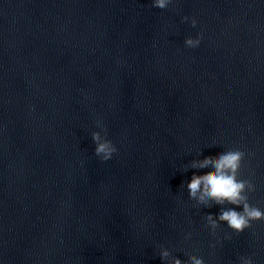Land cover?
<instances>
[{"label": "clouds", "instance_id": "9594fccd", "mask_svg": "<svg viewBox=\"0 0 264 264\" xmlns=\"http://www.w3.org/2000/svg\"><path fill=\"white\" fill-rule=\"evenodd\" d=\"M172 0H151V6L156 9H165ZM189 22L191 27H196V20L190 17H182L181 23ZM201 34L187 37L183 41L186 48H197L201 43ZM96 126H102L100 121ZM91 141L94 145L93 154L102 162L108 161L116 153L117 149L111 140L101 136L99 132L91 133ZM245 153L239 149H229L222 152L215 160H205L203 163H193L191 170L195 173L211 174L198 177L193 176L187 186L188 201L197 208H205L210 204L221 206L222 210L214 219L212 215L205 217L210 232L216 229L218 223L226 225L227 229L234 234H240L254 222H264V209L252 205L248 200V193L254 191V185L247 179L239 178L242 161ZM228 207L224 209V206ZM239 208L240 211L236 209ZM227 239V237H225ZM190 237H186V242ZM219 241H217V244ZM215 247V245H210ZM161 264H167L169 253L161 251L159 254ZM188 264H203L201 258L190 259ZM242 264H253L251 256L243 257Z\"/></svg>", "mask_w": 264, "mask_h": 264}]
</instances>
